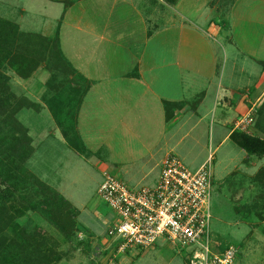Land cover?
<instances>
[{
    "label": "crops",
    "instance_id": "0c3cea01",
    "mask_svg": "<svg viewBox=\"0 0 264 264\" xmlns=\"http://www.w3.org/2000/svg\"><path fill=\"white\" fill-rule=\"evenodd\" d=\"M0 18L57 39L80 74L74 86L86 89L62 99L67 111L76 98L82 154L53 129L44 104L35 113L47 114L51 126L35 134L38 142L32 137L35 161L44 145L58 150V161L95 156L102 174L112 168L126 179L136 165L161 169L169 153L189 171L215 153L212 184L238 177V214H260L250 193L254 181L264 191V158L248 156L229 137L264 102V0H0ZM228 142L238 153L229 147L220 157ZM165 246L151 252L162 255Z\"/></svg>",
    "mask_w": 264,
    "mask_h": 264
},
{
    "label": "rangeland",
    "instance_id": "374dc122",
    "mask_svg": "<svg viewBox=\"0 0 264 264\" xmlns=\"http://www.w3.org/2000/svg\"><path fill=\"white\" fill-rule=\"evenodd\" d=\"M5 51L1 49L0 53V79L7 86L3 93L0 92V151L9 144L14 134L15 130L7 127L13 118L27 129L33 148V138L38 142L40 138L37 135L42 136L46 127L51 126L48 115H38L29 106H24L23 98L40 106H50L55 111L53 129L55 127L56 131L58 129L73 133L76 99L73 97L86 90L74 86L79 79L77 75L80 74L72 66H67L65 61L62 64L54 60L42 62L27 79H21L4 60ZM70 58L75 62L73 57ZM71 95L74 100L67 105L69 110L65 111L62 99ZM226 145L220 151V157L229 147L238 153V148L232 142ZM46 148L41 145L37 151L36 155L40 156L41 162L34 160V150L25 167L49 190L44 194L41 188L32 187L14 195L8 202L0 200L1 244L14 240L23 241V237L31 238L39 246L38 258L41 264H166L171 260L174 264L185 263L189 252L171 246L165 239L157 242L170 248L161 249L165 250L162 255L152 253L151 249L141 250L137 247H129L123 253H116L115 246H111L117 243L107 234L114 222V214L97 197L103 178L101 160L94 156L85 160L86 162L81 160L82 162L66 163L62 158L58 161L57 149L50 151ZM76 152L82 154L80 144ZM169 154L176 156L174 153ZM214 155L212 153V159ZM236 163L238 164V156L235 157ZM152 166L153 164L136 165L129 169L130 177L126 179L112 168L108 172L131 189L149 188L155 185L160 171L159 167ZM211 168L213 175V166ZM251 188L252 202L256 207L259 206L256 211L260 214L246 217L238 214V205L243 206L242 201L238 203L237 199L238 177L224 182L215 177L211 189L210 250L213 253L221 252L234 246L238 249V264H264V191L260 185L258 187L257 181L253 182ZM59 198H64L71 205V209L67 211L71 213L70 222L64 226L57 224ZM31 205H41L42 210L31 211ZM250 234L253 235L251 239ZM246 238L250 241L245 240Z\"/></svg>",
    "mask_w": 264,
    "mask_h": 264
},
{
    "label": "built area",
    "instance_id": "2783aa9c",
    "mask_svg": "<svg viewBox=\"0 0 264 264\" xmlns=\"http://www.w3.org/2000/svg\"><path fill=\"white\" fill-rule=\"evenodd\" d=\"M258 107L251 108L235 128L250 132ZM212 155L197 171H189L172 154L161 162L157 183L149 188H129L111 173L102 174L97 197L114 214L108 237L116 253L129 247L152 249L158 240L188 251L186 264H236L238 249L229 246L211 252L209 246Z\"/></svg>",
    "mask_w": 264,
    "mask_h": 264
},
{
    "label": "trees",
    "instance_id": "16d2710c",
    "mask_svg": "<svg viewBox=\"0 0 264 264\" xmlns=\"http://www.w3.org/2000/svg\"><path fill=\"white\" fill-rule=\"evenodd\" d=\"M0 46L4 52V60L7 65L21 79H27L42 62L58 60L64 61L70 66L63 56L57 39H47L38 35L23 33L14 23L0 19ZM0 49V53H1ZM1 57V55H0ZM7 86L0 79V92L3 93ZM72 96V95H71ZM23 105L29 106L35 112H40L41 106L23 98ZM54 117L55 111L52 110ZM8 128L14 129V134L9 144L0 151V200L6 202L16 195L27 191L32 187H39L44 194L49 190L44 183L34 177L25 167L32 157L34 148L32 139L16 119H11ZM255 133L234 131L230 140L248 156L258 159L264 158V102L259 106L255 114L253 126ZM63 137L70 148L77 150L80 144L75 132L62 131ZM264 174L261 172L260 175ZM53 197H57L53 195ZM71 205L64 198L58 199L56 213L57 224L64 226L69 224L68 213ZM31 211L42 210L41 205H31ZM39 246L33 239L23 237V241L14 240L8 244L0 243V264H41L39 261Z\"/></svg>",
    "mask_w": 264,
    "mask_h": 264
}]
</instances>
